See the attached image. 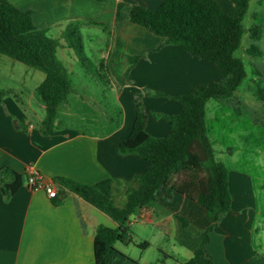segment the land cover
Wrapping results in <instances>:
<instances>
[{
    "label": "crops",
    "instance_id": "crops-1",
    "mask_svg": "<svg viewBox=\"0 0 264 264\" xmlns=\"http://www.w3.org/2000/svg\"><path fill=\"white\" fill-rule=\"evenodd\" d=\"M8 1L19 9H31L33 23L59 39L57 56L69 74L73 67L63 57L75 62L77 59L73 50L65 46L61 33L69 22H81L83 50L96 62L93 70L102 78L105 88L99 89L101 94L88 90L89 94L78 95L71 78L73 89L67 102L61 105L67 106L74 97L78 103L102 111L115 110L118 115L114 118L103 111L96 119L81 117L84 125L80 126L64 123L57 110L54 130L44 133L39 127L44 112H37L14 86H0L4 93L0 103V167L7 165L18 172L34 168L47 181L61 176L91 184L110 178L114 202L121 206L115 197L124 198L125 202L127 189L134 185L133 176L148 165L147 160L136 154L121 155L116 150L119 140L132 128L134 94L143 92L146 131L164 136L169 131V122L153 117L151 112L175 114L179 102L155 93L177 95L200 83L217 81L221 78L220 69L178 45L164 44L155 49L162 37L128 19L132 5L154 9L162 0ZM215 1L226 12H233L229 0ZM145 50V55L128 67L126 57ZM9 59L4 60L9 68L8 77L17 65ZM24 73L38 78L35 91L43 73L35 70ZM37 106L44 111L41 101ZM228 186L231 206L209 231L206 249L216 264H264V246L254 240L263 225L254 222L257 210L252 179L246 172L229 170ZM166 188L163 185L156 190L155 201L137 207L127 221L129 230L134 227L146 230L148 237L140 239L133 233V243L116 242L111 264H154L146 251L158 237L170 243L169 250L157 248L174 264L192 255L208 222L206 210L175 190L166 197ZM100 224L114 227L116 222L75 193L65 192L61 203L54 204L43 189H31L24 181L8 199L0 192V264H94V232ZM138 242L147 245L137 246ZM195 264L208 263L201 258Z\"/></svg>",
    "mask_w": 264,
    "mask_h": 264
},
{
    "label": "trees",
    "instance_id": "trees-1",
    "mask_svg": "<svg viewBox=\"0 0 264 264\" xmlns=\"http://www.w3.org/2000/svg\"><path fill=\"white\" fill-rule=\"evenodd\" d=\"M233 12L223 10L215 0H162L154 9L132 5L128 19L152 33L162 37L155 47L174 44L188 54L207 61L220 69L221 78L217 81L200 83L187 92L165 95L179 102L175 114L151 112L153 117H162L169 122V131L164 136H154L145 129L146 113L141 97L135 93L132 99L135 117L129 134L119 140L117 153L136 154L148 161L146 169L132 178L123 205H117L112 195V180L105 178L86 184L69 178L56 176L52 181L58 186L51 200L60 204L65 192L80 196L96 208L109 215L114 227L98 225L94 232V264H111L115 243H133L127 226L129 217L137 207L155 201V192L165 185V196L175 190L194 199L203 206L208 222L202 233V240L192 255L178 264H195L205 258L208 264H216L206 249L209 231L214 229L231 206V193L228 186V167L216 159L213 147V122L206 117L205 103L208 99L220 100L232 96L246 75L243 60L234 54L239 48L244 32L242 19L247 11L249 0H229ZM31 9H19L8 0H0V55H5L43 73L36 85L44 107L40 130L51 133L55 128V118L59 105L67 102L72 91L68 69L57 56L61 42L47 34V30L37 27L32 21ZM80 21L69 22L61 37L65 46L71 48L77 61L84 68L95 67L84 53L80 33ZM251 34L257 39L259 24H253ZM249 53L259 52L253 44ZM145 51L126 57L128 67L144 56ZM102 68V62L99 64ZM0 89V103L3 98ZM214 121V120H213ZM231 152L232 147L227 146ZM175 176V178H173ZM28 173L18 172L7 165L0 167V192L8 199L27 180ZM184 223V221H183ZM147 245L138 242L137 246Z\"/></svg>",
    "mask_w": 264,
    "mask_h": 264
},
{
    "label": "rangeland",
    "instance_id": "rangeland-1",
    "mask_svg": "<svg viewBox=\"0 0 264 264\" xmlns=\"http://www.w3.org/2000/svg\"><path fill=\"white\" fill-rule=\"evenodd\" d=\"M253 24L260 26L257 39L251 34L250 28ZM242 25L244 32L241 43L234 54L243 60L246 75L232 96L220 100L208 99L205 103V110L207 119L213 122L210 137L213 138L216 159L224 162L229 170L236 169L246 172L252 179L254 207L257 210L254 222L263 225L257 234L254 232V240L264 246V0L250 1L248 11L242 19ZM250 44L258 48L259 52L249 53L247 49ZM63 58H66L65 62L73 67L70 75L78 95H87L88 90L94 91L97 95L99 89L105 88L102 86L104 85L102 78L93 70L95 67L84 68L78 61L68 60V57ZM6 59L10 60L7 56L0 55V86H14L21 98L24 100L28 98L37 112L43 114L44 111L37 106L40 98L33 90L38 78L35 75L29 76L24 73V70H35L41 74V71L15 61L17 65L13 74L8 77L10 73L4 61ZM90 60L93 64L96 63ZM68 110L71 112L70 115H68ZM103 111L114 118L118 115L115 110ZM103 111L91 108L84 103H78L73 97L67 106H59L58 117L66 124L77 123L82 126L84 122L81 117L96 119L103 115ZM227 146L232 147L231 152L227 151ZM115 201L123 205L124 198L117 196ZM140 231L137 227L130 230L133 237V233L139 235L140 239L148 237L146 230L141 231V234ZM169 244L166 239L158 237L146 251L149 260L154 264H174L172 260L162 256L157 248L162 246L163 249L169 250Z\"/></svg>",
    "mask_w": 264,
    "mask_h": 264
},
{
    "label": "built area",
    "instance_id": "built-area-1",
    "mask_svg": "<svg viewBox=\"0 0 264 264\" xmlns=\"http://www.w3.org/2000/svg\"><path fill=\"white\" fill-rule=\"evenodd\" d=\"M28 177L26 180V185L31 189H43L46 195L51 198L57 193L58 186L52 181H47L41 177L37 170L34 168H29L27 170Z\"/></svg>",
    "mask_w": 264,
    "mask_h": 264
}]
</instances>
